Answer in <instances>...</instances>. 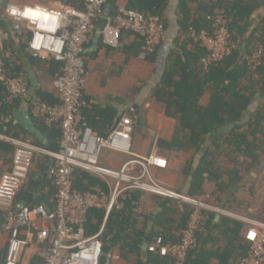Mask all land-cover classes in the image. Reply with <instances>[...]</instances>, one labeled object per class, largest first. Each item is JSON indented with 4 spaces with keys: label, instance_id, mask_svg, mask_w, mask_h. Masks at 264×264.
<instances>
[{
    "label": "built area",
    "instance_id": "1",
    "mask_svg": "<svg viewBox=\"0 0 264 264\" xmlns=\"http://www.w3.org/2000/svg\"><path fill=\"white\" fill-rule=\"evenodd\" d=\"M13 9L15 11H13ZM25 12L28 14L25 15ZM6 14L20 36H28L27 47L34 58L55 60L64 64L63 72L55 79L59 104L51 105L40 97L31 100V111L44 126H59L61 140L57 152H48L26 142H16L12 169L0 178V213L7 214L5 230L8 234V253L5 264H23L27 251L38 247L42 264H101L105 252V237L111 212L121 210L124 194L132 189L166 198L176 199L193 208L186 229L178 243H164L157 237L146 248L150 254L169 258L172 264H185L190 251L197 248V236L202 234L211 215L233 218L227 210L213 205L211 196L193 198L181 194L160 182L151 168L167 169L169 162L156 154L137 156L133 161L141 167L139 174L128 173L129 164L119 171L100 164L103 150L115 153L131 152L134 121L121 118L107 138L96 134L85 115L88 108L86 89L89 84L87 49L95 33L102 26L105 47L123 49L122 35L131 33L143 42L140 58L152 55L166 39L164 20L156 15L142 14L119 6L112 15L110 0H83V9L61 4L57 8L36 5H8ZM208 25L190 28L186 37L204 50L199 65L204 72L224 61L237 49L239 42L228 30L225 9H217L207 17ZM29 33V35H27ZM249 69L257 73L264 66V45L257 44L248 59ZM0 82L7 93V101L27 98L29 80L20 70L9 73L5 59L0 56ZM37 153L53 159L49 179L53 187L54 206L15 209L18 192L26 183ZM82 170L104 182L109 191L81 192L74 188V173ZM95 209L107 211L105 222L94 236L87 226ZM245 224L250 250L241 264H264V222L238 218Z\"/></svg>",
    "mask_w": 264,
    "mask_h": 264
},
{
    "label": "trees",
    "instance_id": "2",
    "mask_svg": "<svg viewBox=\"0 0 264 264\" xmlns=\"http://www.w3.org/2000/svg\"><path fill=\"white\" fill-rule=\"evenodd\" d=\"M211 2L212 0L200 1L197 17H192L186 3H182L180 26L183 32L186 34L191 27L197 31L205 28L208 25L207 17L217 8H222L226 11L228 30L232 38L239 42L237 49L224 61L214 65L209 72H204L200 65L192 66L191 61L183 64L179 56L171 59L153 92V97L162 101L168 108L167 114L178 121L173 139L162 141L160 145L172 153L182 155L193 153V158L179 164L185 177V184L187 182L189 188L188 196L193 198L207 196L205 186L208 183L216 186L220 198L221 195H227L232 188L243 186L245 175H242L237 167L224 173L219 163L222 158L237 166V158L241 157L247 164L246 173H249L262 164L261 158L264 155V105L251 114L257 95L256 86L264 94V66L254 73L247 64L256 44L259 42L264 44V37H257L258 30L245 41L246 50L242 52L243 37L249 32L251 18L261 4L253 0H219L215 5L210 4ZM59 3L83 9V0H59ZM168 3L169 0H129L126 8L142 14L151 13L164 20ZM117 9L114 6L111 14L113 15ZM164 24L167 29L165 20ZM193 45L200 60L204 50L196 44ZM142 49L143 42L140 40L123 47L126 55L135 57L140 56ZM153 54L147 56L145 60L151 61ZM7 62L5 59V63L10 66V69L6 67L9 73L21 70L14 63L9 65ZM50 64L57 78L62 74L64 64L55 60ZM248 77L251 80L246 86L243 82ZM0 91L5 93L4 105H7L6 89L1 82ZM206 91H210L211 98L209 105L203 106L201 99ZM85 115L87 116L86 113ZM89 124L96 134L104 138L109 136L95 128L91 120ZM45 129L50 138V144L46 149L57 152L61 140L60 127ZM13 130V124H0L1 133L11 136ZM15 137L20 138L19 135ZM208 138H213V142L210 147H205ZM1 146L10 147L9 144L0 141ZM36 146L44 147L41 144ZM197 156L199 163L195 166ZM74 188L84 193L109 191L108 185L82 170H76L74 173ZM130 194V191H127L121 200L124 208L114 209L110 214L105 249L109 246L111 249L118 247L123 261L144 264L142 246L145 243L151 244L157 237H161L164 243H178L193 208L183 203L178 207H174L173 204L167 206L160 212L151 231L148 232L149 218L141 219L142 215L133 204ZM218 201L212 199L211 203L227 210L224 202L221 199ZM106 216V210L95 209L91 212L87 226L89 236L100 232ZM248 217L261 218L264 221V213L258 215L249 212ZM215 218L216 215H211L205 231L197 236V248L188 253L185 264H241L247 257L251 242L246 238L245 224L228 217L220 216L217 221ZM7 253L8 247L2 249L1 264H5ZM42 263L38 255L31 262ZM147 264H172V261L149 253Z\"/></svg>",
    "mask_w": 264,
    "mask_h": 264
},
{
    "label": "crops",
    "instance_id": "3",
    "mask_svg": "<svg viewBox=\"0 0 264 264\" xmlns=\"http://www.w3.org/2000/svg\"><path fill=\"white\" fill-rule=\"evenodd\" d=\"M7 1L8 4L5 7L4 5ZM200 1L169 0L164 14V20L167 25L166 39L155 51L151 61L140 57L128 56L123 49L115 50L105 47L102 37H99L102 26L99 27V30L93 36L86 54L89 75V84L85 94L88 101L86 117L94 123L95 128L108 135L118 126L121 118L129 117L134 121L131 140V152L133 154L115 153L105 149L101 153L100 164L114 171H119L125 164H129L128 173L136 175L141 172V167L133 162L137 156L156 154L166 158L169 162V167L167 169L152 167L151 173L160 182L184 195H188L189 188L187 187V182L185 184L182 168L179 167V164L176 166L174 162L175 158L182 157V154L172 153L160 145L162 141H171L173 139L178 121L167 114L168 108L162 101L153 97V92L159 85L171 59L179 56L183 64L191 61L192 66L199 65L198 53L183 32L180 26V19L182 18L181 6L183 2L186 3L192 13V17H197ZM218 1L212 0L210 4L215 5ZM253 1L259 2L261 5L251 18L252 24L249 32L243 37V53L246 50L245 41L252 36L254 31L258 30L257 37H264V0ZM128 3L129 0H110V10L114 6L117 8L119 6L127 7ZM8 5L40 6L30 2H20L19 0H0V56L7 59L9 65L14 63L17 68H20L28 77L30 84V94H28L27 98L13 103L7 101V105H4L6 101L5 93L0 91V124L10 123L14 127L13 135L11 136L0 132V141L10 146L9 148L7 146L5 148L0 147V178L3 173L10 172L12 169V159L16 148L14 141L26 142L33 146L41 144L45 148L36 147L53 152L46 149L50 144V138L45 129L48 127L34 117L30 103L33 97H40L51 105L59 104L55 86L57 75H55V70L50 64L52 60L34 58L31 55L27 47L29 37H22L14 31L12 21L6 14ZM122 40L124 45L130 46L135 42H139L140 39L126 33L123 35ZM6 67L10 69L8 64H6ZM256 79H258V76H256ZM250 80L251 78L248 77L243 83L248 86ZM255 89L257 90V95L251 114L264 105V94L260 92L258 86ZM210 98V91H206L201 99V104L208 106ZM137 109L140 110L142 116L141 125L136 124L134 112ZM15 135H19L20 138L15 137ZM208 142H213V138H208ZM187 154L188 157H193L192 152ZM187 160L189 158L182 162L185 163ZM198 163L199 158L195 166ZM53 164L54 161L49 156L43 153L35 155L34 166L29 178L16 196V210L26 206L35 208L38 205H44L50 209L53 208L55 193L49 179ZM209 185L210 183L206 184V190ZM130 193L133 204L142 215L141 219L149 218L148 232L151 231L152 225L160 212L167 206L173 204L174 207H178V205L183 203L176 201V199L137 189L130 190ZM6 223L7 214L0 213V245L3 237L1 235H8L5 230ZM37 251L38 247L36 246L29 249L24 256L23 264H31L32 260L37 256ZM147 254L149 253L147 252ZM142 257L144 264H147L148 256L146 257L143 251ZM101 264L134 263L123 261L120 257L119 248L111 249L109 246L105 249Z\"/></svg>",
    "mask_w": 264,
    "mask_h": 264
},
{
    "label": "rangeland",
    "instance_id": "4",
    "mask_svg": "<svg viewBox=\"0 0 264 264\" xmlns=\"http://www.w3.org/2000/svg\"><path fill=\"white\" fill-rule=\"evenodd\" d=\"M20 2H30L33 4H37L40 6H45L49 8H57L59 0H19ZM212 142H208L205 147H210ZM183 157H177L174 162L176 166L180 164V162L189 158L188 154H183ZM193 158V157H192ZM198 156L195 158V165L198 161ZM221 160V159H220ZM262 164L253 169L251 172L246 173V162L241 158H237V166L234 165L231 161H228L226 158H222V161L219 162L224 170V173H227L231 170H234L236 167L241 171V174L245 175L243 186L232 188L231 191L227 195H221L216 192V186L212 183L208 186L206 190L207 195H210L212 199L218 201L219 199L224 202V207H226L227 211L230 214H233L234 217L232 219L238 220V218H246L251 221L256 222H264L261 218L252 219L248 217L249 212L257 213L258 215H262L264 213V155L261 158ZM180 166V165H179ZM219 202V201H218ZM185 204V203H183ZM245 232L247 230L245 229ZM2 244L0 245L2 249L6 248L8 245V235H1Z\"/></svg>",
    "mask_w": 264,
    "mask_h": 264
},
{
    "label": "water",
    "instance_id": "5",
    "mask_svg": "<svg viewBox=\"0 0 264 264\" xmlns=\"http://www.w3.org/2000/svg\"><path fill=\"white\" fill-rule=\"evenodd\" d=\"M7 4H8V1L6 2V4L4 6L6 7ZM99 37H102V31H100ZM134 114H135L136 124L137 125H141V123H142V116H141L140 110L137 109L134 112ZM218 219H219V216H216L215 221H217ZM146 246H147V243H145L144 246L142 247V251H143L144 255L147 257L148 254H147V248H146ZM1 255H2V248L0 247V264H1Z\"/></svg>",
    "mask_w": 264,
    "mask_h": 264
},
{
    "label": "clouds",
    "instance_id": "6",
    "mask_svg": "<svg viewBox=\"0 0 264 264\" xmlns=\"http://www.w3.org/2000/svg\"><path fill=\"white\" fill-rule=\"evenodd\" d=\"M13 11H15L14 9H13ZM28 13L27 12H25V15H27Z\"/></svg>",
    "mask_w": 264,
    "mask_h": 264
}]
</instances>
